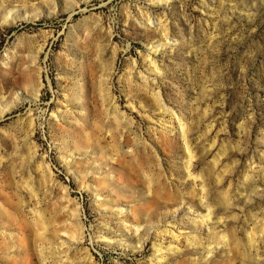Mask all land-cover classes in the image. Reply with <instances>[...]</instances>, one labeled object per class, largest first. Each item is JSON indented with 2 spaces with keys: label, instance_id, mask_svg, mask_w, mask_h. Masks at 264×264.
Instances as JSON below:
<instances>
[{
  "label": "rangeland",
  "instance_id": "1",
  "mask_svg": "<svg viewBox=\"0 0 264 264\" xmlns=\"http://www.w3.org/2000/svg\"><path fill=\"white\" fill-rule=\"evenodd\" d=\"M0 264H264V0H0Z\"/></svg>",
  "mask_w": 264,
  "mask_h": 264
},
{
  "label": "bare ground",
  "instance_id": "2",
  "mask_svg": "<svg viewBox=\"0 0 264 264\" xmlns=\"http://www.w3.org/2000/svg\"><path fill=\"white\" fill-rule=\"evenodd\" d=\"M156 54H157V52H156ZM150 60H152V62H154V61H156V55H155V53L154 54H152V55H150L149 57H148ZM155 63V62H154ZM157 63V62H156ZM153 64V63H152ZM145 78V77H144ZM148 81V80H147ZM158 91V90H157ZM159 93V92H158ZM159 98V97H158ZM185 128V127H184ZM184 128L182 127V130H184ZM184 134H183V136L186 138V134H185V130H184V132H183ZM188 143V142H187ZM188 147H190V145L188 144ZM190 157L193 159V157H192V154L190 153ZM212 212L213 211H211V210H208V216L209 217H211L212 216Z\"/></svg>",
  "mask_w": 264,
  "mask_h": 264
}]
</instances>
